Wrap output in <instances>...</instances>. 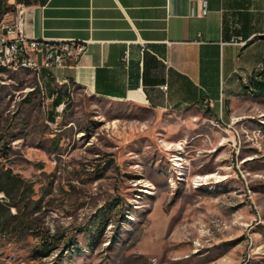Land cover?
<instances>
[{
  "label": "rangeland",
  "instance_id": "374dc122",
  "mask_svg": "<svg viewBox=\"0 0 264 264\" xmlns=\"http://www.w3.org/2000/svg\"><path fill=\"white\" fill-rule=\"evenodd\" d=\"M1 68L0 264H264L263 99L220 118L55 84L53 108Z\"/></svg>",
  "mask_w": 264,
  "mask_h": 264
},
{
  "label": "crops",
  "instance_id": "0c3cea01",
  "mask_svg": "<svg viewBox=\"0 0 264 264\" xmlns=\"http://www.w3.org/2000/svg\"><path fill=\"white\" fill-rule=\"evenodd\" d=\"M47 0L26 6L28 37L85 46L53 84L160 111L228 117L264 70V0ZM13 2V1H12ZM14 13L2 21L12 22Z\"/></svg>",
  "mask_w": 264,
  "mask_h": 264
},
{
  "label": "built area",
  "instance_id": "2783aa9c",
  "mask_svg": "<svg viewBox=\"0 0 264 264\" xmlns=\"http://www.w3.org/2000/svg\"><path fill=\"white\" fill-rule=\"evenodd\" d=\"M197 1L203 6L201 14L205 15L207 1ZM26 9L23 3H16L13 21L0 22V61L9 60L10 70H29L38 77L40 70L63 67L84 52L85 46L73 40L40 43V38L28 37L25 33Z\"/></svg>",
  "mask_w": 264,
  "mask_h": 264
},
{
  "label": "trees",
  "instance_id": "16d2710c",
  "mask_svg": "<svg viewBox=\"0 0 264 264\" xmlns=\"http://www.w3.org/2000/svg\"><path fill=\"white\" fill-rule=\"evenodd\" d=\"M46 1L47 0H0V22L7 13L15 9L16 3H23L24 5L29 6L34 4H44L46 3ZM3 69L4 68L0 67V70ZM43 71L44 70L41 71L40 80H43L45 88L47 89V93L52 98V106L53 108H56L65 102V97L67 96L68 92L61 86L54 85V80L53 78H51L47 71L46 77H43ZM257 75L261 76L262 79L258 81L253 76H251L248 80L246 91L249 95L255 98H264V70L260 71ZM69 104V102L66 103L64 108H67ZM16 180H19L18 177L12 174L9 169H6L3 175L0 177V192H3L9 196L10 189H12L13 186L16 184Z\"/></svg>",
  "mask_w": 264,
  "mask_h": 264
},
{
  "label": "bare ground",
  "instance_id": "6f19581e",
  "mask_svg": "<svg viewBox=\"0 0 264 264\" xmlns=\"http://www.w3.org/2000/svg\"><path fill=\"white\" fill-rule=\"evenodd\" d=\"M40 43H51V40L49 39H40ZM0 66L1 67H9L10 68V61L9 60H2L0 61ZM44 70V69H42ZM39 71V74H41V71Z\"/></svg>",
  "mask_w": 264,
  "mask_h": 264
}]
</instances>
